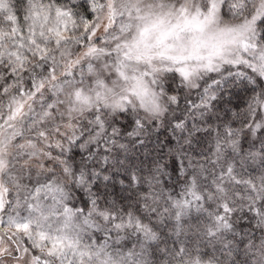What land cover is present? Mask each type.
<instances>
[{
    "label": "trees",
    "instance_id": "trees-1",
    "mask_svg": "<svg viewBox=\"0 0 264 264\" xmlns=\"http://www.w3.org/2000/svg\"><path fill=\"white\" fill-rule=\"evenodd\" d=\"M43 2L73 10L72 4L91 0ZM26 4L12 0L21 20ZM256 10L253 0H227L221 15L241 21ZM74 11L89 22L93 18L90 9ZM255 42L264 53V12L255 24ZM92 65L87 58L75 71L65 68L67 78L43 91L49 73L41 70L17 80L0 68L5 149L28 140H61L56 130L74 118L76 138L51 149L67 173L55 161L43 180L56 181L63 203L75 211L98 219L106 215L112 227L124 222L142 226L140 232L127 227L107 238L97 235V240L112 243L111 252H131L141 264H264V199L249 193L264 188V125L253 131L263 119L264 75L250 66L230 65L207 73L188 89L177 73H169L161 91L162 115L149 120L129 107L113 112L98 100L72 108L85 98L96 99ZM16 102L28 107L21 122L9 124ZM21 153L16 151L18 158L26 159ZM29 179L24 185L30 186ZM233 191L238 198L228 196L231 211L225 219L224 197ZM184 199L189 205L180 214L177 205Z\"/></svg>",
    "mask_w": 264,
    "mask_h": 264
},
{
    "label": "rangeland",
    "instance_id": "rangeland-1",
    "mask_svg": "<svg viewBox=\"0 0 264 264\" xmlns=\"http://www.w3.org/2000/svg\"><path fill=\"white\" fill-rule=\"evenodd\" d=\"M216 2L219 7L209 16V0H111L112 7H105L99 15L97 34L103 36L106 29L113 31L112 21L115 18L119 38L100 45L93 43V51L98 49L95 53L82 51L80 63L87 58L94 62L89 74L97 77L93 96L96 99L85 98L72 108H83L96 100L104 102L113 112L119 107H129L141 111L150 120L162 115L165 104L161 91L169 73H177L188 89L195 88L200 77L230 65L250 66L264 75V53L255 42V24L264 12L261 11L264 0H253L257 10L252 16L255 17L252 25V17L241 21L223 19L221 11L227 0ZM197 5L201 8L200 14L196 12ZM181 7H186L187 11L180 13ZM121 24L125 25L123 31H119ZM165 33L167 35H163ZM117 43L122 47L127 46L124 47L128 53L127 59L123 53L119 58L115 51L109 54ZM95 61L99 65L98 70ZM118 67L125 73L124 77L117 71ZM177 68H184L188 75H182ZM25 105L24 102L14 103L11 117L15 125L21 122ZM19 113H23L22 117ZM262 114L263 119L254 126V132L264 125V104ZM75 120L69 119L56 130V133L59 132L56 138L61 137V140H28L7 150L3 143L8 137L6 134L0 136L2 230L6 232L9 226L14 225L24 231V225H27L26 236L36 238V248L48 240L50 244L56 242L61 251H67L60 243L64 241L72 249L76 264H130L134 260L141 264L131 252L121 256L111 252L112 243L97 240V235L107 238L112 233H123L127 227H137L136 232H140L142 226L124 222L112 227L108 225L106 215L98 219L75 211L63 203V192L56 181L43 180L55 161H60L63 173H67L68 168L66 170L64 162L54 157L51 149H61L64 147L63 140L70 142L76 138ZM18 149L22 157L27 156L26 159L18 158ZM28 178L30 186L24 185L23 180ZM32 181L36 183L34 188ZM38 183L42 185L37 187ZM188 205L186 199L179 202V213L183 214ZM143 233L144 236L148 235L147 231ZM57 259H60L59 254ZM71 261L72 256H69V264Z\"/></svg>",
    "mask_w": 264,
    "mask_h": 264
},
{
    "label": "snow or ice",
    "instance_id": "snow-or-ice-1",
    "mask_svg": "<svg viewBox=\"0 0 264 264\" xmlns=\"http://www.w3.org/2000/svg\"><path fill=\"white\" fill-rule=\"evenodd\" d=\"M102 7H112L111 0L107 4L102 0L72 4L71 9L73 10H65L51 3L45 4L43 0H27L24 13L26 18L21 20L14 12L12 0H0V52L4 53L0 55V68H3L6 75L12 73V78L17 80L24 76H31L33 73H39L41 70L49 73L41 91L46 89L49 84L55 85L58 80L63 81L67 78L65 68L71 67L75 71L76 66L80 64L79 57L83 54L82 50L95 53L98 49L93 51V43L100 45L102 42L118 40L115 18L112 21L113 31L109 32L106 29L103 36L97 34L99 12ZM218 7L219 4L216 0H209L208 15H213ZM75 9H85L86 12L90 9L93 18L89 22L80 17V13L74 11ZM179 11L184 13L187 8L181 7ZM196 12L197 14L201 12L199 5L196 6ZM116 15H121V13ZM254 23L255 17H252L251 25ZM124 27L125 25L121 24L119 31H123ZM163 35H167V33ZM163 35L161 39H163ZM124 47L127 46L122 47L117 43L109 51V54L115 51L119 58L123 53L124 58L127 59L128 53L124 51ZM17 64L20 67H16ZM177 70L182 75H188L184 68H177ZM117 71L122 77L125 76L119 67ZM34 90L32 89V91ZM16 94H20L19 88ZM27 107L28 105H25V109ZM22 115L23 113H19V116L22 117ZM8 122L9 124L15 122L11 115ZM249 193L258 194L264 199V188L256 187L255 193L249 189ZM2 195L0 194V197ZM229 195L233 200L238 198L235 191L225 195V219L227 213L231 211V208L227 206ZM244 195L241 190L239 198L242 199ZM0 204H2V199H0ZM27 228L28 226L24 225V231H20L17 226L13 225L9 226V230L5 232L2 230L3 226L0 225V264H69V256H72L71 264H76L72 249L64 241L60 243L67 251H61L56 242L50 244L48 240H44L43 245L36 248L34 247L36 238L26 236ZM49 249H53V251H49ZM57 254L60 259H57Z\"/></svg>",
    "mask_w": 264,
    "mask_h": 264
}]
</instances>
